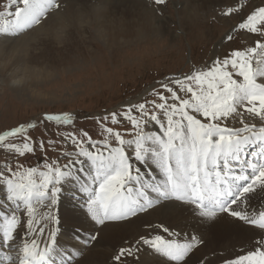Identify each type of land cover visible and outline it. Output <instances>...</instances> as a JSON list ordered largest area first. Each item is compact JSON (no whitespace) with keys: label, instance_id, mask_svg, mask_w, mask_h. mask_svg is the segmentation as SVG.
Segmentation results:
<instances>
[{"label":"snow or ice","instance_id":"1","mask_svg":"<svg viewBox=\"0 0 264 264\" xmlns=\"http://www.w3.org/2000/svg\"><path fill=\"white\" fill-rule=\"evenodd\" d=\"M153 2L162 6L166 0ZM65 3L66 0H6L0 10V41L14 42L37 26L54 22ZM224 6L227 11L223 15L239 16L238 35H257L254 46L214 58L207 70L193 71L181 78L170 77L161 83V91L153 90L152 95L157 99L130 104L122 113L112 112L102 118L113 125L127 120L133 130L130 139H124L113 127H104L106 135L96 144L86 131L83 137L69 133L60 141L47 142L50 146L70 143L76 149L61 153L67 161L62 167L46 163V170L38 172L36 167L24 169L19 162L13 167L10 160L0 164V186L6 187L8 200L14 204L13 211L4 216L0 225V250L15 246L18 251L15 257L8 251H0V264H54L56 231L51 232L43 248L37 240L29 239L36 233L33 225L39 223L35 220L36 206L45 210L43 219L58 223L51 210L80 157L91 161L95 173L92 183L97 187L80 188L87 194L83 204L85 214L95 223L128 221L162 200L184 202L193 206L201 222L209 227L215 225L221 214H227L258 229L259 240L226 264H264V211L253 208L251 203L254 195L264 193V127L257 130L256 124L244 123L243 119L240 128L223 124L229 117H242L244 112L264 122V82H258V78H264V42L260 39L264 37V6L253 5L250 13L239 0L226 2ZM226 39L232 40L233 36L228 33ZM178 92L190 94V98L179 96ZM245 101L243 112H238ZM73 119L69 113L44 117L57 125L71 124ZM149 123L159 125L163 135L146 132ZM35 127V123H22L4 131L0 134V151L18 156L32 153L28 132ZM83 138L88 139L90 148L84 147ZM111 139L120 146H110ZM250 145H259L258 151L251 153L258 162L242 161ZM126 146L132 149L131 156L139 164L149 160L156 163L164 175L161 184L143 181L141 169L132 167ZM40 147L43 149V142ZM233 161L240 163L239 174L234 171ZM56 163L59 164V158ZM245 165L250 174H245ZM150 193H155V198ZM44 231L43 227L39 228L40 234ZM163 231L169 233L167 227ZM94 239L95 236L89 237ZM204 244L202 237L191 233L183 243L160 234H145L135 244L122 247L114 259L117 264H124L146 246L154 255L166 258L163 264H188L193 250ZM68 256L75 258L73 253ZM64 264L72 261L65 259ZM207 264L214 262L209 260Z\"/></svg>","mask_w":264,"mask_h":264},{"label":"rangeland","instance_id":"2","mask_svg":"<svg viewBox=\"0 0 264 264\" xmlns=\"http://www.w3.org/2000/svg\"><path fill=\"white\" fill-rule=\"evenodd\" d=\"M146 1V10L149 11L154 24L161 23L159 30L131 37L119 35L117 40L107 42L100 37L97 24L93 19L76 17L62 24L59 36L41 32L28 43L27 65L46 70L38 76L32 86V93L29 94L27 91L14 92L11 83L0 77V134L22 123H35L36 127L28 132L34 151L24 156L0 151V164L4 160H10L13 167L19 162L24 169L36 167L38 172L46 170L44 167L46 163L62 167L67 161L63 159L61 153L63 151L75 152L76 149L70 143L50 146L47 142L49 140L60 141L69 133L83 137L86 131L93 144H96L97 141L102 142L106 135L103 128L113 127L115 131L122 133L124 139H130L133 130L127 120H121L118 125H113L110 120L105 122L102 118L112 112L122 113L130 104L157 99L152 95L153 90L161 91V83L166 82L168 78H181L193 71L207 70L214 58H224L231 51L254 46L258 38L256 34H249L247 37L238 35L240 33L239 16L223 15L227 11L225 3H235V0H219L197 6L191 5L189 3V1L192 2L191 0H166L162 6L156 5L153 0ZM5 2L6 0H0V10H3ZM239 2L247 5L246 11L249 13L254 10L253 5L264 6V0H239ZM101 6L104 4L102 3ZM234 26L235 30H233ZM228 33L233 36L232 40L226 39ZM260 39L264 42V37ZM253 66L255 67V62ZM234 78L242 81V78ZM258 82H264V78H258ZM178 95L190 98V94L185 95V93L178 92ZM246 104L245 101L244 105L238 108V112H243ZM149 107L151 108V105ZM63 113L73 116L71 124L57 125L55 122L44 120L45 115ZM134 114L138 115L135 112ZM241 119L244 123L256 124L257 128L264 127V122L259 118H253L246 112L242 117L237 115L234 118H227L223 124L231 128H240L243 126ZM153 124L155 123H149L145 131L150 132L148 128L154 127ZM159 128L163 131L160 126ZM151 133L155 134L153 131ZM83 139L84 147L90 148L88 139ZM41 142L44 143L43 149L40 147ZM110 146L119 147L120 145L111 139ZM126 151L130 154L132 167L135 169L137 162L131 156L132 149L126 146ZM105 154H107L106 150ZM58 158L59 164L56 163ZM82 168H88V174L92 172L91 162L87 161V158L80 157L78 162L72 166L73 175L64 182L58 202L51 210L58 223L43 219L42 214L45 210L36 206L35 220L39 223L33 225L36 233L29 239L37 240L41 248L53 230L58 232L56 237L62 239L68 233L67 229H83L82 225H76L74 218H67L66 212L60 206L61 200L67 198L65 201L71 200L78 202L77 204L81 202L80 210H85L82 201L85 198L81 199L85 194L80 191V188L82 185L91 187L96 184H86L80 171ZM6 190V187L0 186V197L4 198L6 203L5 205L0 204V211H8V215L13 211L14 204L8 200ZM164 201L167 200L162 202ZM19 211L17 210L18 215ZM3 214L6 215L4 212ZM1 219H3L2 216ZM0 225L3 224L0 223ZM40 227L45 229L43 234L39 233ZM192 229L198 232L201 230L206 234L212 232L214 226L200 228L194 225ZM161 230L157 234L163 235L165 239L182 240L179 239L182 235L180 232L179 234L172 231L165 233L163 229ZM84 235L71 234L72 240L75 241V248L79 249L80 253H86L94 246V241L89 240V237L95 236V232L91 236H86L87 233ZM149 235H155V233ZM234 236L230 238V242L227 240L222 243L224 245H219L216 252H210L199 258L197 264H207L209 260L214 262L219 257H225V259L217 264H226L227 260L244 254L251 243L247 241V238ZM88 240L89 242L85 243ZM131 241L124 240L111 247L109 255L103 259L102 264H117L114 257L122 247L126 248L129 244H135ZM62 242L55 247L58 253L57 255L55 253V259L57 260V256H63L66 260H71L73 264L72 259L64 256L63 250L66 247L64 249ZM145 248L148 249L146 246ZM243 248L246 249L243 250ZM2 251H8L13 257L18 255L17 249ZM142 251L134 258L128 257L124 264H146L147 260L143 258ZM147 254L153 259L152 261L159 258L153 252ZM148 256L147 258L150 259ZM161 259L159 261L163 262L166 258Z\"/></svg>","mask_w":264,"mask_h":264},{"label":"bare ground","instance_id":"3","mask_svg":"<svg viewBox=\"0 0 264 264\" xmlns=\"http://www.w3.org/2000/svg\"><path fill=\"white\" fill-rule=\"evenodd\" d=\"M191 1L194 3L193 4L189 1L191 5L197 6L210 4L219 0ZM102 3L106 7L105 9L104 6H101ZM146 3V0H66L64 11L55 18L54 22H50L45 26H37L34 31L21 36L14 42L5 43L0 41V77L2 80L11 83L14 92L24 93L27 91L29 94L33 90L32 86L37 81L38 76L41 73H44L46 69L33 68L28 66L29 64L27 65L26 51L28 43L41 32L47 34L51 33L57 36L60 33L62 24L67 23L71 18L77 17L82 19L87 17L89 20L93 19L97 24L96 27L100 37L107 42L117 40L118 37H120L119 35H128L131 37L133 35L155 31L161 23L154 24L149 11L146 10ZM47 73L48 72L46 71V74ZM153 126L154 127L148 128L150 132L153 131L156 135H163L161 129L157 125L153 124ZM135 166L141 169L140 175L145 183H162L164 179L163 172L153 160H149L148 163L145 164H139L137 162ZM91 168H93L92 165ZM88 170V168H82L80 171L82 172L86 184L91 185L92 177L95 173L90 171L88 174ZM95 187H97V185L91 186V188ZM84 194L85 195H83L81 199L86 198L87 194ZM151 196L155 198L156 195L153 193ZM3 199L0 197V204L5 205L6 203ZM65 200H67V198L61 200L60 206L66 212L67 218H74L77 223L76 225H82L81 227L83 229H67L68 233L65 234L62 239L61 237H55V247L58 243L63 241L62 244H64V249L66 247V251L63 250L64 256L72 259L73 264H102L103 259L109 255V252L112 249L111 247L115 244L122 243L124 240H132L131 242H136L141 235H149L152 233L157 234L161 232V229H164V227H167L169 231L178 234L180 232L182 234L179 237V239H182L180 240L181 243L187 240L189 233L192 235H198L205 241L204 245H201V247L199 246L192 254H190L188 264H197L199 258L208 255L210 252H216L218 250L216 248L219 245H224L222 243L227 240L230 242L232 237H235L234 235L248 239L247 241L251 244L249 243L250 245L247 249L251 248L252 245L259 240L258 229L254 226L246 225L243 221L232 218L227 214H221V218L215 223L212 232L204 234L199 229V232L192 229L194 225H198L200 228L209 226L201 222L193 206L184 202L164 201L156 205L154 208L149 209L147 212L132 217L128 221L121 223L106 222L105 225H100L90 219L89 216L85 214V210H80L81 202L77 204L78 202ZM251 203L253 208L264 211V193H257L254 195ZM241 207L243 208L244 205H241ZM1 216L5 215L0 211V217ZM94 232V246L86 253H80V250L75 248V241L72 240L71 234L81 236L87 233L86 236H91ZM57 233L58 232L56 231V235ZM59 233L61 232L59 231ZM220 241L222 242L220 243ZM45 244H42V246L44 247ZM13 249H16L15 246ZM144 249H146L145 246H142L140 251ZM245 249L243 248V250ZM148 252H152V250L148 248L145 251H142L143 258L147 260L146 264H163L162 261H159V259H161L160 257L157 260L155 259L156 261H152L153 259L148 256ZM68 253H73L75 258L73 259L72 257H69ZM147 256L150 257V259H148ZM62 257L63 256H57L56 260L54 253V264H64L65 257H63V259ZM223 259H225V257H219L214 261V264H217ZM5 264H8V262H5Z\"/></svg>","mask_w":264,"mask_h":264}]
</instances>
